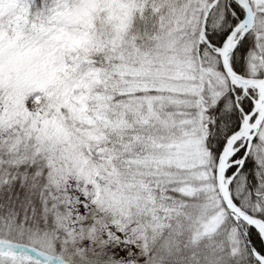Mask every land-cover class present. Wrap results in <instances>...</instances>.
I'll return each instance as SVG.
<instances>
[{
    "label": "snow or ice",
    "instance_id": "1",
    "mask_svg": "<svg viewBox=\"0 0 264 264\" xmlns=\"http://www.w3.org/2000/svg\"><path fill=\"white\" fill-rule=\"evenodd\" d=\"M0 264H264V0H0Z\"/></svg>",
    "mask_w": 264,
    "mask_h": 264
}]
</instances>
